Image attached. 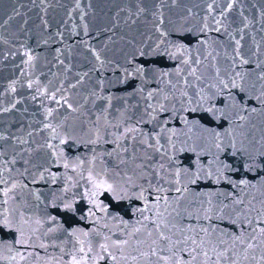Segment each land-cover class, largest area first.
I'll return each instance as SVG.
<instances>
[{
    "label": "snow or ice",
    "instance_id": "6c2138e0",
    "mask_svg": "<svg viewBox=\"0 0 264 264\" xmlns=\"http://www.w3.org/2000/svg\"><path fill=\"white\" fill-rule=\"evenodd\" d=\"M48 7L42 8L45 15ZM176 7L178 0H129L95 29L94 38L106 35L99 47L88 39L77 42L89 53L90 67L70 75L73 64L56 49L63 73H52L46 83L45 73L33 71L39 55L21 45L25 83L14 80L7 90L15 93L20 84L32 90L31 99L41 100L44 119L37 131L46 135L42 142L35 139L37 131L0 135L7 145L0 158L11 157L0 159V228L12 234L0 237V259L264 264V35L257 41L250 31L256 21L244 15L242 0H208L203 15L194 11L199 4L175 17L165 11ZM76 9L80 25L73 23V35L80 27L88 37L89 11L79 0ZM41 23L49 27L46 19ZM259 23L264 33V4ZM122 28L130 31L119 35ZM246 30L254 45L247 56ZM56 37L63 41L60 31ZM163 60L173 67L161 66ZM252 101L258 107H250ZM194 113L199 118L189 119ZM253 116L262 118L259 127ZM177 120L182 128L170 126ZM80 145L91 146L88 156L68 155L67 148ZM41 183L61 186H50L45 195L32 187ZM105 194L117 204L140 206L123 215L110 212L112 205L101 199ZM81 201L89 205L79 215L92 225L87 230L69 229L49 211L76 215ZM129 211L135 219H125Z\"/></svg>",
    "mask_w": 264,
    "mask_h": 264
},
{
    "label": "water",
    "instance_id": "95a60500",
    "mask_svg": "<svg viewBox=\"0 0 264 264\" xmlns=\"http://www.w3.org/2000/svg\"><path fill=\"white\" fill-rule=\"evenodd\" d=\"M79 2L81 7L89 11L88 20L90 22L91 35L88 37L83 35V30L80 27L77 28L79 35H73L72 32L73 23L80 25L79 9H76L74 12L72 11V9L75 8L77 0H0V135L15 134L26 137L29 131H37L41 127L39 121L44 119L41 100L39 98L36 100L31 99L33 94L32 90L21 87L20 84L16 85L17 91L15 93L7 90L8 85L14 80L25 83V78L20 76L22 71H27L22 64L23 49H21V45L26 44L28 48L33 51L34 55H39L40 59L37 61V66L33 71L37 75L41 72L45 73L46 75L41 77V80L45 83L47 79L52 78V73L57 71L63 73V66L57 67V61L55 59L56 49L63 50L64 55L61 59H64L66 64L69 62L73 64V72L70 75H74L76 71L87 70L91 66L88 63L91 57L83 45L77 42L88 39L93 45L99 47V41L106 39V35L98 39L94 38L95 29L108 23L111 18L115 16L116 12L119 11L121 7H124L129 0H79ZM206 2H208V0H178L179 7L165 9V11L175 17L177 14H183L185 7H193L199 4L200 7L194 8V11L203 15V7ZM89 3L92 4V9L87 8ZM169 3H171V0H169ZM242 3L245 8L244 15L248 16L250 19L255 18V26L250 31L255 33L256 40L259 41L261 35H264V33L259 31L261 28V24L259 23L260 6L264 4V0H242ZM45 5H51V7L47 8L46 15L44 11H42ZM14 10L18 11L20 15H16ZM9 16L12 17L11 20H9ZM125 16L126 13H120L122 24ZM69 17H71V19ZM42 19H46L49 22V27L47 29L42 25ZM25 20H27V24L24 23ZM57 31L63 34L62 42L56 37ZM129 31L130 30L124 28L118 29L119 35H124ZM248 31L249 30H246L245 40L242 41L244 44L243 52L246 56L251 55V51L254 50L252 36L247 34ZM107 35H111V33ZM119 35L115 36L114 39H119ZM44 40H48V43L44 44ZM122 43L123 42H121V44ZM121 44L114 45L113 47L119 48ZM68 46H73L71 53L67 50ZM16 49H21V51L17 52ZM145 59L144 57H137L138 62H143ZM158 62L163 67H173V62L167 60ZM104 75L110 76L111 74L105 73ZM125 90L126 89H121V94H123ZM16 101L20 102L16 103ZM13 103H16L15 108H12L11 111L8 112L3 111L4 108H11ZM47 106L49 105L47 101H45L44 107ZM249 106L258 107L255 101H252ZM199 115L198 113H194L189 116V119H198ZM261 119L260 116H253L251 122L259 127ZM203 122L207 123V119ZM170 126L176 128L183 127L178 120ZM209 126H215V124L212 123ZM226 126L227 124H225V127ZM20 129H23V131ZM44 135H46V133L41 134L37 131L35 139L42 142ZM90 147L91 146L80 145L78 147L67 148L66 151L71 157H75L76 155L88 156L90 154ZM106 147L110 149L111 146ZM6 148L7 145L5 142L0 141V149ZM185 155L188 158H193L190 153ZM10 158L11 157L8 156L0 159ZM185 162H187V160H185ZM109 163L111 164L112 161H109ZM16 167H21V163H18ZM53 170L59 172L63 171L62 168ZM21 179L23 178L21 177ZM50 186L51 185L41 183L32 187L39 188L47 195ZM60 186L61 184L57 183L51 187L59 188ZM101 199L105 204L112 205L109 209L110 212L120 213L121 215H123L126 210H131L140 206L138 202L129 201H122L117 204L112 200L109 194H105ZM77 207L82 210V212L78 211L76 215L65 213L61 209H49V211L52 215H56L59 220L64 222V226L69 229L72 227H82L86 230L91 228L92 225L89 224L88 220L79 219V215L86 213L89 205H87L86 201H81ZM3 210V207H0V212H3ZM125 219L133 220L135 217L132 216L129 211L128 215H125ZM0 237L11 239L12 234L6 229L0 228ZM37 251L40 252L41 256L45 255L42 249H37ZM48 251L51 254L59 255L58 249L50 248ZM0 264H9V262L0 259Z\"/></svg>",
    "mask_w": 264,
    "mask_h": 264
}]
</instances>
